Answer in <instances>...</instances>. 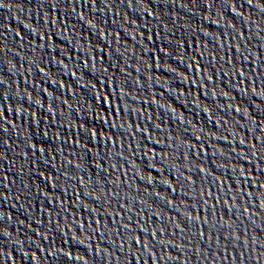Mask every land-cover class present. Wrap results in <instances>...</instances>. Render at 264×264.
Masks as SVG:
<instances>
[{
    "label": "snow or ice",
    "instance_id": "obj_1",
    "mask_svg": "<svg viewBox=\"0 0 264 264\" xmlns=\"http://www.w3.org/2000/svg\"><path fill=\"white\" fill-rule=\"evenodd\" d=\"M249 3H251V0H249Z\"/></svg>",
    "mask_w": 264,
    "mask_h": 264
}]
</instances>
